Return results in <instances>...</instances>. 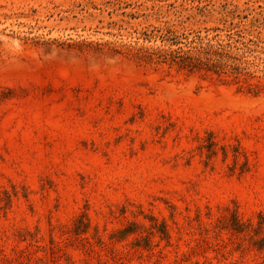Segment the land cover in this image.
I'll return each instance as SVG.
<instances>
[{"label":"rangeland","instance_id":"rangeland-1","mask_svg":"<svg viewBox=\"0 0 264 264\" xmlns=\"http://www.w3.org/2000/svg\"><path fill=\"white\" fill-rule=\"evenodd\" d=\"M0 264H264V0H0Z\"/></svg>","mask_w":264,"mask_h":264},{"label":"trees","instance_id":"trees-1","mask_svg":"<svg viewBox=\"0 0 264 264\" xmlns=\"http://www.w3.org/2000/svg\"><path fill=\"white\" fill-rule=\"evenodd\" d=\"M162 37H165L164 39L166 40H171L172 43L180 42V40H178V35H163ZM197 38L201 39L199 35L197 36ZM223 49V44H219L217 48H213V45H210V47L202 51L206 55L205 60H203L199 56H195L189 53H182L177 50L166 51L162 49H146L144 53L148 58L153 59L160 58L164 61H167L168 58H170L172 61L179 62L182 66L195 68L200 65H205L207 68L214 67L216 68V70H218V68H223V66H225V62L222 61L225 56V52ZM234 68L239 69L238 66H235Z\"/></svg>","mask_w":264,"mask_h":264}]
</instances>
